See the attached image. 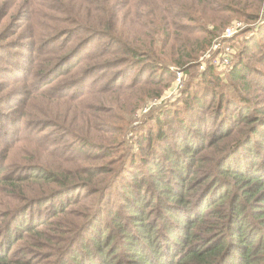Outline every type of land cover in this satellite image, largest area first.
<instances>
[{
  "label": "trees",
  "instance_id": "1",
  "mask_svg": "<svg viewBox=\"0 0 264 264\" xmlns=\"http://www.w3.org/2000/svg\"><path fill=\"white\" fill-rule=\"evenodd\" d=\"M263 1L79 0L88 12L71 21L77 25L65 33L67 51L56 63L79 76L60 79L64 92L52 98L75 102L82 123L67 118L70 142L54 131L32 133L29 142L41 151H24L14 174L0 176V264H264L263 41L247 43L232 61L230 89L212 88L220 75L207 64L202 79L185 85L174 104L180 109L151 112L157 128L145 139L158 143H150L160 150L155 161L149 154L142 161L120 139L125 127L111 123L115 109L74 96L99 91L94 97L104 100L141 84L145 92L157 87L143 101L159 96L174 80L173 68L196 70L226 23L239 12L258 19ZM89 12L98 16L90 20ZM71 40L79 41L70 48ZM62 45L56 38L35 58L44 62ZM256 54L260 66L250 60ZM51 72L37 73V82ZM122 73L124 80L132 75L130 83L120 82ZM40 91L29 92L40 94L31 103L45 95ZM19 122L21 132L38 124ZM127 183L131 188L121 190Z\"/></svg>",
  "mask_w": 264,
  "mask_h": 264
},
{
  "label": "rangeland",
  "instance_id": "2",
  "mask_svg": "<svg viewBox=\"0 0 264 264\" xmlns=\"http://www.w3.org/2000/svg\"><path fill=\"white\" fill-rule=\"evenodd\" d=\"M123 1L125 0H112L113 3L117 4ZM82 10L88 12V10L81 8L79 0H0V100L2 101L0 105L3 106L1 108H5V115L0 111V176L14 174V171L12 172L14 164L24 163L21 160V157L25 155L23 153L24 151H41L36 143L29 142L34 139L32 133L40 131L39 133L44 135L45 132L54 131L62 136L60 137L64 142L74 140L68 136V129L65 127V124L72 122L73 125H81L82 121L79 110L76 111L72 109L76 103L70 101L62 102V98L56 100V98H52V96L56 97L64 92L61 90V83H59L60 79H71L79 76V74L72 76V70L65 65L57 70L58 66L56 67V63L61 53L63 54L67 51V42L65 41L68 37H66L65 33H67V31L71 32V30L76 27L77 24L71 21L80 20L78 12ZM99 12L101 14H107L101 8H99ZM257 12L258 13L255 12L258 14V19L256 20H248V17L243 15L244 12H239L240 16H234L230 20V23H226L227 27L236 21H243L245 24V28L237 33L233 40L235 43L233 61H235V58L238 57L241 49L247 43H249L250 48V44H253L254 41L264 42V35L261 34V31H264V1ZM88 16L90 20H93L98 14L89 12ZM56 38L63 40L64 44L59 47V53L47 56L48 58H46L44 62L38 61V59H36L38 53H43L42 51L45 45L54 42ZM71 41L75 42H69L70 48L73 45L75 46V44L77 45L78 43L76 41L79 40ZM45 49H48V47L46 46ZM253 50H256L254 45ZM257 59H259L257 54L250 55L251 62L256 66H260ZM42 67L44 70L40 71ZM175 68H173V70L176 72L177 69ZM228 71L229 68L217 70L220 79L219 81L216 80L212 88L222 89L224 87L225 89H230L227 85V83L230 82ZM39 72H44L45 74L51 73L37 82L36 74ZM201 72L200 64H198L196 70L184 72L182 88L176 85L175 75L174 80L170 84L168 81L166 82V86L162 93L150 100L143 101L141 97H144V93H148L150 89H156L157 87L151 86V88H148L145 92L144 84L138 87H128L127 85L124 92L119 96L118 94L111 95L104 100H100L98 98L99 96H97V98L94 97L95 95H100L101 92L99 91L90 92L85 95L84 93H79L74 96H77L78 99H86L85 101L87 104L102 107L106 112L115 109L114 117H116V120L111 121V123L125 127L124 135L120 136V139L126 143L128 148L135 151L137 155L141 157L142 161L144 160V155L147 157L148 154L151 156L150 161H155L156 152L159 158H161L160 150H158L157 146L150 147V143L151 141L156 144L158 143L156 140L148 142L145 139L148 133L147 131L150 129L155 131L157 128V125L152 121L151 117H153L156 112H159L164 105H174L182 95L185 85L188 82H195L198 79H202ZM131 77L132 75H128L127 79L124 80V73H122L120 82L126 81L130 83ZM200 83L203 84V82ZM116 84L118 85L119 83L115 82L112 87H116ZM108 88L111 87L108 86ZM40 89L45 95L37 97L31 103L34 97L33 95L37 96L40 94L30 95L29 92L37 91L36 93H41ZM195 90L196 88L194 91ZM117 97L119 102L115 108ZM23 101L28 104L22 107ZM130 102L140 107L134 110L126 106ZM172 107L173 109H180L178 104ZM154 110H156V112L154 114L151 113ZM28 113L32 114L28 115ZM67 118H70L68 120L69 122H67ZM11 119L13 121L9 123ZM21 119L28 125L34 121L37 122L38 124L33 128L35 130L33 132L30 130V132H21L18 130V125L20 124L19 120ZM167 119L169 120L170 118L167 117ZM188 119L191 121L192 118L188 117ZM141 134L142 143H135V138ZM23 137L26 139L18 141ZM132 137L133 139H131ZM53 138L54 136H50L52 141ZM147 149L154 150V152H144V150ZM44 157H46V154H44ZM55 157V155L48 154L46 159L54 162L60 159ZM104 163H106V161H104ZM149 179L151 180L152 177H149ZM126 186L127 188L118 189L128 191L127 189L131 187L128 183ZM136 191H138L137 187ZM141 194V197H143L142 209L144 210V191H142ZM110 198L111 197L108 198V202ZM117 202H120L123 206L121 210L124 211V208L128 210L127 207H129V205L126 204L121 196H118ZM24 219L25 213L20 220ZM24 225H28V223Z\"/></svg>",
  "mask_w": 264,
  "mask_h": 264
},
{
  "label": "built area",
  "instance_id": "3",
  "mask_svg": "<svg viewBox=\"0 0 264 264\" xmlns=\"http://www.w3.org/2000/svg\"><path fill=\"white\" fill-rule=\"evenodd\" d=\"M245 28L243 21H236L229 25L223 34L214 41L212 46L204 53L200 60L201 70H205L207 64H212L216 69L222 70L231 67L234 58V46L230 45L228 41L235 37L237 33ZM184 72L181 70L176 71V85L182 88L184 81ZM182 86V87H181Z\"/></svg>",
  "mask_w": 264,
  "mask_h": 264
}]
</instances>
